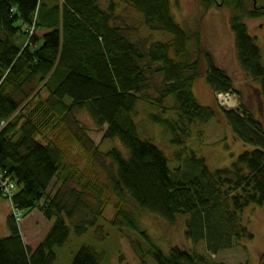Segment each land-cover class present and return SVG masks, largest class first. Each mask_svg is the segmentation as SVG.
<instances>
[{
  "label": "trees",
  "instance_id": "1",
  "mask_svg": "<svg viewBox=\"0 0 264 264\" xmlns=\"http://www.w3.org/2000/svg\"><path fill=\"white\" fill-rule=\"evenodd\" d=\"M104 1L0 0V200L19 215L7 219L10 236L0 239V264H56L55 250L104 219L110 191L116 199L110 225L142 264L149 256L156 264H225L207 254L215 257L252 242L243 214L264 205V124L243 104L219 110L236 139L254 150L230 169L211 171L186 147L193 129L208 125L218 111L199 104L194 85L203 59L215 96L235 94L231 78L202 50L199 33L177 23L171 0H121L141 17L132 23L118 16L117 4L109 2L105 9ZM199 1L206 9L216 5V0ZM258 1L221 0L220 5L232 11L236 54L243 72L259 85L264 110L262 52L246 25L264 17ZM141 25L168 39H139ZM78 111L90 116L104 140L120 141L128 157L117 149L99 152L72 118ZM144 115L178 149L173 148L172 159L179 162L174 170L166 154L140 136L137 120ZM60 128H67L72 143L104 171L110 187L68 163L63 140L49 138ZM4 179L15 188L10 200ZM126 200L170 226L186 218L187 239L204 244L206 256L179 248L165 254L139 228ZM24 213L39 220L24 228L27 236L47 227L35 244L19 227ZM102 261L94 248L83 247L71 264Z\"/></svg>",
  "mask_w": 264,
  "mask_h": 264
},
{
  "label": "rangeland",
  "instance_id": "2",
  "mask_svg": "<svg viewBox=\"0 0 264 264\" xmlns=\"http://www.w3.org/2000/svg\"><path fill=\"white\" fill-rule=\"evenodd\" d=\"M173 2V15L184 29L201 37L202 50L210 53L216 65L224 70L234 84L235 94L215 96L209 88L206 80L207 63L203 59L201 63L202 76L194 85V95L200 105L217 112L216 117L206 126L198 125L186 147L188 153L194 152L197 157L206 161L211 171L230 169L238 158L254 149L240 142L234 136L232 129L227 123L225 116L219 110H234L241 104L246 106L264 124V110L259 85L248 78L243 72L235 50V38L230 27L232 11L221 7V0H216L212 9H206L199 0H171ZM109 2L117 4L118 16L128 19L130 23L141 21L140 15L135 11L121 4V0H105L103 6L106 9ZM253 3L254 0H252ZM257 3V2H256ZM258 6L264 8V0L258 1ZM140 24V23H138ZM246 25L250 36L260 48L264 64V17L256 20H247ZM139 39L149 42H161L168 38L162 34L148 31L139 26ZM142 116V115H141ZM137 120L140 126L139 134L144 140H150L162 150L170 161L171 170L178 167L179 162L174 161L175 148L171 139L165 134L160 126L147 122L144 115ZM75 117L79 127H83L88 138L93 141L94 147L101 153L117 149L125 158L128 157L127 150L120 141L104 140V133L100 131L85 111H78ZM142 118V119H141ZM143 120V121H141ZM51 140L64 142V149L69 164H77V168L87 179L98 177L101 186L110 187L104 171L96 162L80 152L78 146L72 143V136L67 128H60L55 134L49 137ZM178 150L177 148H175ZM186 157V156H185ZM110 166V163H106ZM111 206L104 213V219L95 227L89 229L87 235L77 238L71 235L69 242L62 249L55 250L57 256L56 264H71L76 254L83 247L94 248L95 252L103 257L102 264H142L134 255L128 241L121 236L117 229L110 223L115 218L113 204L116 199L108 192ZM127 210L135 214L139 228L165 253L169 254L174 248L185 251L198 252L205 255L204 244L195 245L186 236V218L181 217L175 226H170L157 216L141 212L129 201L126 200ZM9 201L0 200V239L10 236L7 219L15 215ZM37 216V215H36ZM41 218V217H40ZM244 225L254 236V240L241 244L232 251H227L218 256L207 258L215 263L225 264H264V205H252L244 211ZM34 213H24L23 220L19 223L22 235L29 242L35 244L47 233V227L40 225L26 235L25 227L38 223ZM206 256V255H205ZM146 264H156L152 256L146 259Z\"/></svg>",
  "mask_w": 264,
  "mask_h": 264
},
{
  "label": "built area",
  "instance_id": "3",
  "mask_svg": "<svg viewBox=\"0 0 264 264\" xmlns=\"http://www.w3.org/2000/svg\"><path fill=\"white\" fill-rule=\"evenodd\" d=\"M229 97V96H227ZM2 177V176H1ZM3 179V177H2ZM2 188L4 190V196L8 198L9 200L13 197L15 188L12 184H10L6 179L3 180ZM15 216L19 217V215L16 213Z\"/></svg>",
  "mask_w": 264,
  "mask_h": 264
}]
</instances>
